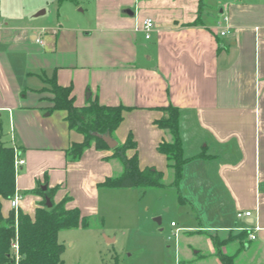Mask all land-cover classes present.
<instances>
[{"label":"crops","instance_id":"0c3cea01","mask_svg":"<svg viewBox=\"0 0 264 264\" xmlns=\"http://www.w3.org/2000/svg\"><path fill=\"white\" fill-rule=\"evenodd\" d=\"M205 3L94 0L91 20L71 23L65 15L51 25L21 22L0 4V136L25 160L16 175L18 210L34 218L46 185L55 203L69 197L67 209L99 215L106 188L99 184L115 172L107 159L113 149L93 145L68 158L84 135L69 127L65 111L50 110L48 80L55 77L72 86L76 106L97 100L127 107L117 139L132 135L137 148L127 155L137 151L141 169L153 166L164 176L169 162L158 146L171 134L155 121L164 115L159 107L177 106L184 155L193 158L180 188L199 216V226H173L178 264H222L211 237L199 233L226 231H247L222 246L237 248L236 264H264V0L209 2L203 11ZM147 18L155 22L150 38ZM202 152L207 156L195 157ZM13 209L2 200L5 217ZM247 210L251 217L238 218ZM197 247L208 256L199 259Z\"/></svg>","mask_w":264,"mask_h":264},{"label":"trees","instance_id":"16d2710c","mask_svg":"<svg viewBox=\"0 0 264 264\" xmlns=\"http://www.w3.org/2000/svg\"><path fill=\"white\" fill-rule=\"evenodd\" d=\"M57 1L62 3L66 0ZM199 17L200 15L192 23L193 25L198 23ZM48 82L51 85L49 91L53 94L51 98L53 106L50 110L65 111L69 127L84 135L82 142L73 143L67 149L68 158L79 159L84 150L93 145L100 150L110 149L100 135L108 133L115 138V131L121 125L124 118L123 111L127 107L104 105L97 100L91 101L87 106L79 107L75 105L72 86L59 85L55 77ZM159 108L164 115L155 123L171 134V141L161 143L158 150L168 158L169 169L173 176L170 185L180 189L184 167L193 159L184 155L180 134L181 111L172 104ZM136 148L132 135L126 142H119V145L113 149V154L107 158L119 159L123 170L107 177L99 184L100 187L147 189L165 186L162 171L153 166L141 169L137 151L131 156L127 155V150H136ZM206 156L202 152L195 157ZM14 163V146L0 136V264H64L65 246L59 241V232L79 225L88 226L90 218L82 217L78 208L67 209L66 203L70 200L69 197H65L60 203H55L54 189L49 188L46 191L39 188L38 191L42 193L44 200L36 209L34 218L21 209H13L10 215L5 217L2 212V200L12 198L16 192L17 172ZM46 197L51 199V207L47 206ZM246 235L247 231H243L233 239L239 237L244 239ZM213 242L222 264H236L235 255L222 252L218 236L213 238ZM15 244L18 245V249L15 248Z\"/></svg>","mask_w":264,"mask_h":264},{"label":"rangeland","instance_id":"374dc122","mask_svg":"<svg viewBox=\"0 0 264 264\" xmlns=\"http://www.w3.org/2000/svg\"><path fill=\"white\" fill-rule=\"evenodd\" d=\"M205 1L203 11L207 10L209 2V5L217 7L219 3L228 0ZM0 2L5 11L8 9L12 15L23 18L21 22L26 19L27 22L51 25L58 20L63 21L65 15L70 17L71 23L93 18L94 0H74L66 2L62 8L57 0ZM112 160L116 175L123 169V165L117 158ZM172 179L169 169L163 178L164 187L104 188L101 212L89 216L88 226L79 225L59 232V241L65 246L64 264H178L180 241L174 235L176 227L172 226V222L177 227L199 226V216L187 201L184 189L170 185ZM199 234L204 241L208 236L212 240L218 236L222 246L230 244L236 235L232 231ZM181 241L184 246L185 239ZM197 248L199 259L208 256L206 249ZM224 249V253L231 255L238 252L236 247ZM241 253L239 256L246 258Z\"/></svg>","mask_w":264,"mask_h":264},{"label":"built area","instance_id":"2783aa9c","mask_svg":"<svg viewBox=\"0 0 264 264\" xmlns=\"http://www.w3.org/2000/svg\"><path fill=\"white\" fill-rule=\"evenodd\" d=\"M153 28H155V22L153 21V19H151V18L145 19V21H144V29L147 32V35H146L147 38H150V31ZM222 34L225 35L226 32L223 31ZM37 41L42 42L41 39H37ZM12 145L14 146V149H15V163H14L15 164V170H16V172H18L19 169L21 168V166L25 163V160L21 157L20 149L15 144H12ZM19 199H20V196L17 193H15V195L12 198H10L11 206L15 210H18ZM252 214L253 213L250 210L239 211L237 213V216H238V218L251 217ZM175 225H176V223L172 222V226H175ZM254 229L258 230L259 227L256 226V227H254ZM178 232H179V229H177L174 232L175 237H177L179 235ZM249 237H250L251 240H254V239H256V234L254 232H252V231L251 232L249 231ZM15 248L18 249V245L17 244H15Z\"/></svg>","mask_w":264,"mask_h":264},{"label":"water","instance_id":"95a60500","mask_svg":"<svg viewBox=\"0 0 264 264\" xmlns=\"http://www.w3.org/2000/svg\"><path fill=\"white\" fill-rule=\"evenodd\" d=\"M129 13H132L130 10H128ZM100 137L107 143V145L109 146L110 149H114L115 147H117L119 145V141L115 138H113L110 134L106 133V134H101ZM42 189L44 191L47 190V186L44 185L42 187ZM46 203L47 206L51 207L52 206V202L51 199L49 197H46ZM159 219V218H157ZM111 241V240H109Z\"/></svg>","mask_w":264,"mask_h":264}]
</instances>
